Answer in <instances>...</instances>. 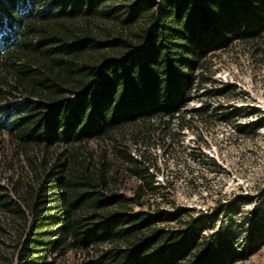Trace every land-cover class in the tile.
<instances>
[{
	"label": "trees",
	"instance_id": "16d2710c",
	"mask_svg": "<svg viewBox=\"0 0 264 264\" xmlns=\"http://www.w3.org/2000/svg\"><path fill=\"white\" fill-rule=\"evenodd\" d=\"M115 1L0 0L3 125L28 171L16 200L0 194L21 221L9 264H55L72 251L86 264L247 260L264 245V207L239 231L242 195L210 214L137 209L140 187L129 197L119 179L155 174L116 135L131 128L134 143L157 132L164 141L172 125L186 129L185 107L215 72L209 57L237 41L264 51V0Z\"/></svg>",
	"mask_w": 264,
	"mask_h": 264
},
{
	"label": "rangeland",
	"instance_id": "374dc122",
	"mask_svg": "<svg viewBox=\"0 0 264 264\" xmlns=\"http://www.w3.org/2000/svg\"><path fill=\"white\" fill-rule=\"evenodd\" d=\"M254 46L237 41L209 57L215 72H207L203 87L185 107L188 127L177 133V127L171 126L174 137L162 141L159 136L163 134L157 132L152 139H145L144 135V139L134 143L131 128L116 135L133 154L144 152L151 164L149 172L155 174L153 181L147 174L140 179L126 171L119 179L118 186L129 197L140 187L137 209L158 205L166 209L187 207L196 215L210 214L217 203L242 195L250 202L241 206L234 217L239 224L235 230L239 231L241 222L253 209L264 207V51ZM21 101L18 99V103ZM7 103H0V194L8 193L16 200L14 183L20 178L23 181L28 171L26 158L11 142L3 125ZM204 104L208 110L192 112ZM253 123H258V127ZM237 124L246 126L244 132L236 130ZM90 144L97 146L96 142ZM101 144L110 147L112 142L106 138ZM225 221V216L219 217L216 227ZM20 222L0 206V264H9L13 257ZM86 262V255L72 251L55 264ZM236 264H264V245Z\"/></svg>",
	"mask_w": 264,
	"mask_h": 264
}]
</instances>
